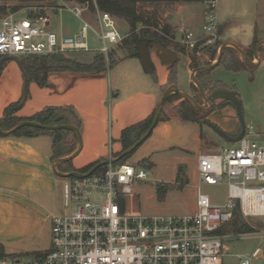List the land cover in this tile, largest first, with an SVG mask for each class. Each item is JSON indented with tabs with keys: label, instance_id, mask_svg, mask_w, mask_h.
Wrapping results in <instances>:
<instances>
[{
	"label": "built area",
	"instance_id": "2783aa9c",
	"mask_svg": "<svg viewBox=\"0 0 264 264\" xmlns=\"http://www.w3.org/2000/svg\"><path fill=\"white\" fill-rule=\"evenodd\" d=\"M52 0H40L49 3ZM83 25L74 36L52 29V12L47 5L22 19L9 13L0 19V56L67 54L97 52L110 59L111 47L123 42L116 16L102 10L95 1L68 4ZM205 22L200 30L185 26L166 32L161 21L153 28L188 49L215 44L220 37L219 0H203ZM55 12V13H56ZM91 15V19L89 18ZM90 31L102 42L98 48L88 43ZM200 53V50H198ZM248 129V128H247ZM253 134V133H252ZM149 171L119 160L89 176L73 177L66 184V198L75 210L52 219L51 248L32 260L17 259L14 264H223L234 236L224 229L239 209L245 221L264 232L254 217L264 218V145L243 136L221 152H203L198 156V197L196 210L185 215H129L123 209V197L132 194L138 179H147ZM228 187L224 203L214 204L202 192V185ZM262 248L252 255H239V264H253ZM0 264H8L1 259Z\"/></svg>",
	"mask_w": 264,
	"mask_h": 264
},
{
	"label": "crops",
	"instance_id": "0c3cea01",
	"mask_svg": "<svg viewBox=\"0 0 264 264\" xmlns=\"http://www.w3.org/2000/svg\"><path fill=\"white\" fill-rule=\"evenodd\" d=\"M188 2H156L152 6L148 5V8L157 7L163 11L166 22L174 28L185 26L199 30L205 22L206 5H203V11H200L198 16L197 12L187 7ZM194 2L205 4L200 0ZM185 8H190L191 12L182 18L183 24L170 21L173 15L172 9L182 11ZM219 15L221 36L225 43L231 42L248 48L258 42L260 47L264 46V0H219ZM238 40L241 42L239 43ZM157 43L163 44L170 52L164 51ZM227 47L234 46L229 45ZM259 52L260 48L258 51L255 49L254 53L248 52L252 63L246 60L249 64L244 65L246 67L254 66L255 68L261 65L264 49ZM149 53L151 58L150 71L145 69L139 53L135 56L127 54L129 57L140 59L145 73H150L155 81L153 92L156 90L160 92L159 95L152 93L154 96L160 97L157 100V105L154 101L150 106L139 109V113L133 111L124 113L122 111L123 106L120 104L121 101H118L119 104H117L116 97L121 92L112 95L109 90L107 73L109 66L100 73L51 71L47 75L45 85H40L36 81H29L28 88L32 83L40 86L39 88L34 87V95L37 94L38 97L36 101L27 98L22 103L25 77L22 69L15 67L17 63L14 60L6 61L4 65L9 72L6 79L8 93H10L11 98H6L7 100L4 102L2 95H0V113L3 116L6 107L17 101H21L22 104V107L16 113L20 117H30L47 106L72 105L81 120L79 129L82 134L83 147L74 158L59 163L57 166L58 171L63 173L78 171L91 163H99L115 158V154L123 149L121 142L123 130L147 119L154 113L164 92L169 87L175 86L182 89L180 88L177 65L180 60L182 61L183 56L187 57L184 69L193 79L192 75L195 68L191 65L190 57L171 45H165L150 39ZM191 79L189 80V86H191ZM80 98L83 100L81 101ZM109 98L110 101L111 98H114L116 103L115 120L112 126L109 125L107 116H100L98 107V103L105 104ZM43 100V104L36 105V102ZM80 108L85 111L87 119L82 113L80 114ZM221 109V107H217L211 111L213 114L208 115V119L220 125L229 134L237 135L241 124H230L226 118H218L216 114ZM223 109L238 121L239 116L236 107L230 105L224 106ZM2 116L0 115V117ZM179 120L185 124L188 122L193 124L192 127L195 129H200L204 125V123L186 120L180 116L159 121L152 133L155 132L157 137H163L162 133L165 131L166 133L170 132L175 128V122H180ZM197 135L194 138L196 141L194 140V143L187 150L201 149L203 152H207L210 149V143L203 139L202 134ZM157 137H151L149 146L156 143ZM69 139L72 141L77 140L75 148L77 150L79 147L77 134L75 132L70 133ZM53 140L52 130L38 132L31 136H0V248L7 253L8 251H16L32 257L36 252L46 250L52 241L53 217L71 212L66 207L69 203L67 201L66 203L65 200L66 184L73 177H62L54 170L55 161L59 157H54ZM83 150L87 151L85 157L79 163H75L76 158L80 156ZM73 152L61 157L69 156ZM196 161L198 164V157Z\"/></svg>",
	"mask_w": 264,
	"mask_h": 264
},
{
	"label": "rangeland",
	"instance_id": "374dc122",
	"mask_svg": "<svg viewBox=\"0 0 264 264\" xmlns=\"http://www.w3.org/2000/svg\"><path fill=\"white\" fill-rule=\"evenodd\" d=\"M62 2L63 1L61 0H52L49 3L44 4L41 3L40 0L30 2L21 0H0V5L5 8V12L2 16H0V19L12 12L17 13L18 18L22 19L26 14L32 13L33 11H42L41 7L43 5H47L49 6L47 11L52 12V29L56 31L63 30L65 35L74 36L81 29L83 22L72 12H70V10L67 8L68 6L64 7L62 10L59 9L56 12L54 7L58 8L60 5H64ZM65 2L68 4H83L68 0H65ZM148 3L146 2L139 4V10L144 16V19L154 22V25L161 21L173 31L174 27L170 26L166 22V19L164 18V12L157 7L148 8V5H153V3ZM188 3L189 4L187 7H190L194 10V12H197L198 16V13L203 11V5H205L203 3H197L194 1ZM190 8H185V10L182 11L172 9L173 15L170 18V21L177 24H183L182 18L191 12ZM89 18H92L91 15H89ZM116 23L119 32L127 38L130 34L129 23L118 17H116ZM223 23L224 21L222 24ZM144 27H146L145 29L156 31V29L153 28L155 26H145L142 23L139 24L138 31ZM160 35L163 34L160 33ZM146 37L150 38V33H148ZM168 39L171 42V46L176 48L181 53L189 56L191 62L192 57H199L210 61L209 64L216 62L220 53V47L225 43L220 31V37L216 41V43L220 45L218 46V52H216V56L213 59L208 55L206 50H203L204 46L199 49L191 50L185 47L183 44L172 40L171 38ZM87 40L89 46L92 48H98L102 45V42L93 31H90ZM238 42L240 43L241 41L238 40ZM121 44L113 45L111 47L110 59L108 62L112 60V63L108 65L109 68L107 70L109 80L108 86L110 87L109 90L112 95L113 93L117 94L121 92V94L116 97V100L117 104H119L118 101H121L120 104L123 106L122 111L124 113H129L131 111L134 113H139V109L150 106L154 101L157 105V100L160 98L157 97V95H159L160 92L159 90L153 92V90H155V81L153 80L152 75L150 73H145L140 59L137 57H129V55H127L128 52L123 47H121ZM176 44H179L180 48L176 47ZM257 45L258 42L249 46L248 48L241 45L238 46L242 47L248 54V52L254 53ZM262 49H264V46L260 47V52H262ZM198 50H200V53H198ZM96 54L98 53L92 51L69 52L65 54V56L82 62H90ZM16 57L20 59V61L23 58V56L20 55ZM223 57L227 59V61L235 57L237 60L239 59L241 65L249 64L245 57L241 55V53H239L235 47H227L224 51ZM186 60L187 57L183 56L182 61L180 60L177 65V70L179 71L180 88H182L180 90L191 94L200 104H204L205 100L199 89V86L193 79H191V77L187 74V71L184 69ZM9 61L11 60H8V62ZM15 67L18 69L21 68L18 63ZM8 73V69H6L4 66L0 77V95H2L1 97L4 102H6V98H11L7 88L8 82L6 75ZM198 74L199 72L195 74L196 78L204 87L205 94L212 103L211 108L199 109L190 100L185 102L183 97H176L174 95L166 100L161 114H163L167 119L177 118L183 115V111L189 110V115L203 120V130L201 127L200 129H195L192 127L193 124H190L189 122L185 124L179 120L180 122H175V128H173L170 132L166 133L165 131L162 133L163 137H157L155 136V132L152 133L147 139L148 141H144V144L142 143L136 149V151L128 159H126V161L134 164L137 168H145L149 171L147 179H138L136 181L135 190L132 194L124 195L122 206L126 214L147 216L185 215L194 211L197 205L198 197V164L196 160L203 150L199 149L190 151L187 150V148H189V146L194 143L196 134H198L197 136L202 134L203 139L210 143V149L208 152L219 153L223 148L236 144L227 141L224 137L220 136L217 131L210 127L208 123H206L210 121V119H208V115L213 114L211 111L215 110L217 107L222 108L220 112L216 114L218 118H226L227 122L230 124H241L239 118L237 121L236 118L231 117V115L227 114L226 110L223 109L224 106H234V104L226 99H214L212 94L215 91L220 89H228L239 92V97L242 102L244 117L248 128L247 133H250L251 138L259 140L262 144L264 143V56L262 57L261 65L258 67L255 68L254 66H245V68L241 71L230 70L226 67L225 63H220L217 67L209 70L202 76L201 80L203 81V84L200 82ZM190 79L191 86H189ZM34 87L39 88L40 86H38L36 83H32L29 86V93L27 97L28 100L32 101L35 99L36 101L38 97L37 94L34 95ZM152 93L157 95L154 96ZM125 98L128 100H123ZM82 100L83 99H81V101ZM43 103L44 100L38 101L36 102V105L40 106ZM115 105L116 103L114 98H111V101L109 98L105 104L98 103L100 116H107L110 126L113 125L115 120ZM79 112L80 114L82 113L87 119L86 113L83 111V109L80 108ZM0 115L2 116V113H0ZM240 131L241 126L239 132ZM151 137H157V141L155 144H151V146H149V143L152 139ZM86 153L87 151L83 150L80 156L76 158L75 163H79L81 159L85 157ZM202 192L209 196L212 203L221 204L224 203L227 198L228 187L226 184H204L202 185ZM66 201L69 203L66 205L68 210H75V204L70 203L71 201H69L67 198L65 202ZM254 219L260 222V226L264 225L263 217H254ZM237 221L240 226L243 225L247 228H245L242 232H237L236 225L234 224ZM224 232L228 235L234 236V240L230 244L229 250L227 251L228 254L224 257L223 264H239V255H252L256 247L262 248V254L259 257L252 258L253 264H264V232H262L261 229L253 227L251 223L245 221L243 215H237L236 213L233 223L229 224L224 229ZM50 248L51 244L46 248V250L38 251L35 255L41 256ZM4 252L6 254L4 259L7 260L8 264H14L15 261L20 258L23 261L32 260L31 255L17 253L16 251H8V253L6 251Z\"/></svg>",
	"mask_w": 264,
	"mask_h": 264
},
{
	"label": "trees",
	"instance_id": "16d2710c",
	"mask_svg": "<svg viewBox=\"0 0 264 264\" xmlns=\"http://www.w3.org/2000/svg\"><path fill=\"white\" fill-rule=\"evenodd\" d=\"M25 2L35 1V0H21ZM68 1H76L79 3L89 2L91 9H95V1L98 6L105 11H109L114 16L124 19L129 23L130 26V34L128 37L123 40L121 47H123L128 54L137 55L138 54V45L142 38L146 37L148 33H150V39L158 41L160 43H164L165 45H171L169 39L164 35H160L156 31H151L150 29L142 28L138 31L139 24L142 23L145 26H156L154 22L145 20L144 16L139 10L140 3H156V2H180V1H197V0H68ZM5 12V8L0 5V16H2ZM153 24V25H152ZM166 32H170V28L166 25ZM220 44H211L204 46L203 50H206L208 55L213 59L216 56V52H218V46ZM176 47H179V44H176ZM2 56H0L1 60ZM210 61L207 59L192 57L191 65L193 68H199L201 66L208 65ZM22 66L26 70L30 81H36L40 85H45L47 82V75L51 71H74V72H92V73H100L105 71L108 68V65L112 63L107 62L105 56L101 53H98L94 56L91 62H82L76 59H72L66 57L63 54H32L23 56L21 60ZM221 63H225L226 67L230 70L241 71L244 69V65H241L239 59L237 60L235 57L229 59H225L222 57ZM6 62L4 63V65ZM3 65V67H4ZM207 71H199L198 77L200 78V82L202 76L208 72ZM179 97L178 94H171L168 96ZM181 97V96H180ZM167 98V99H168ZM185 102L188 99L183 98ZM22 107L21 101H17L11 103L6 107L4 114L0 117V126L4 129H11L16 126L18 123L24 120H33L47 125H62V124H73L78 128L81 127V120L78 117L75 108L72 105H61V106H47L44 109L38 111L34 115L30 117H20L17 116L16 113ZM190 111L186 110L182 112V118L186 120H192L196 122H200L203 120L198 119L196 117H192L189 115ZM155 111L152 113L147 119L137 122L131 126L126 127L122 132L121 142L123 149L120 152L115 154L116 157L120 156L125 150L135 144L149 129L152 120L154 118ZM167 118L161 114L159 121L166 120ZM207 123V122H206ZM47 131L46 129H41L35 126L26 125L19 129L17 132L13 133L12 136L22 137V136H31L38 132ZM54 140H53V149H54V157H61L66 154H70L73 152L77 145V140L74 141L69 139L70 133H74V131L70 129H57L52 130ZM0 136H5L0 133ZM136 151V150H135ZM135 151L131 154L124 157L123 160L128 159ZM96 163H91L78 171L86 173L95 166ZM107 165L100 167L98 170H105ZM237 215H239V209L236 210ZM236 225L237 232H242L245 226H240L238 221L234 223ZM1 247V246H0ZM2 249V248H1ZM6 256L4 250L2 249V258L4 259Z\"/></svg>",
	"mask_w": 264,
	"mask_h": 264
},
{
	"label": "water",
	"instance_id": "95a60500",
	"mask_svg": "<svg viewBox=\"0 0 264 264\" xmlns=\"http://www.w3.org/2000/svg\"><path fill=\"white\" fill-rule=\"evenodd\" d=\"M149 42H150V38L144 37L140 40L139 45H138V53L140 55V58L144 64V67L147 71L151 70V58H150V53H149ZM157 45L162 48L164 51L166 52H170V50L168 48H166L163 44H159L157 43ZM234 46L236 49H238V51L246 58V60L250 63H252L251 58L247 55V53L244 51V49H242L241 47H239L237 44L235 43H231V42H226L224 43L221 47H220V53L219 56L216 60V62L209 64V65H205V66H201L197 69H195L192 78L195 81V83L199 86V89L204 97L205 100V104H200L197 99L195 97H193L191 94L184 92L182 90H180L178 87H169L163 94L160 103L155 111V115L154 118L152 120V123L149 127V129L146 131V133L135 143L133 144L131 147H129L127 150H125L120 156L115 157V158H110L104 161H100L99 163H97L95 166L92 167V169L86 173L80 172V171H71L68 173H63L58 171L57 166L59 163L64 162V161H68L71 160L72 158H74L76 155L79 154V152L81 151L82 147H83V141H82V134L80 129L73 125V124H62V125H47V124H43L37 121H33V120H24L20 123H18L16 126H14L11 129H4L0 126V133L2 135L5 136H9L12 135L13 133L17 132L19 129H21L22 127L26 126V125H31V126H35L41 129H46V130H57V129H70L72 131H74L79 139V147L77 148V150H75L71 155L69 156H65V157H59L56 159L55 161V165H54V170L56 171V173H58L60 176L62 177H66V178H70V177H85V176H89L92 173H94L95 171H97L100 167L104 166V165H108L110 163H114L117 162L121 159H123L124 157H126L127 155L131 154L133 151H135L142 143H144V141H146L149 136L152 134L154 128L156 127V125L159 122L164 104L168 98L169 95L171 94H178L183 98H186L188 100H190L196 107H198L199 109H208L209 106L212 105L211 101L207 98L206 94H205V89L204 87L199 83L198 79L196 78V72L197 71H206V70H212L215 67H217L222 59V56L224 54L225 48L226 46ZM260 48V43H258L256 50L258 51ZM8 60H14L16 61L23 73H24V77H25V84H24V91H23V101L22 103H24L28 97V85H29V77L28 74L26 72V70L24 69V67L22 66V63L20 61V59H18L17 57H13V56H4L1 58L0 60V74L1 71L3 69V65L6 61ZM239 92L236 90H228V89H220L215 91L212 94V97L214 99H228L230 101L233 102V104L235 105L237 112H238V116L240 119V123H241V131L237 134V135H231L229 134L226 130H224L223 128H221L218 124H216L213 121H209L208 125L210 127H212L215 131L218 132V134L222 137H224L227 141L232 142V143H236L239 140H241L243 138V136L246 134L247 131V125H246V121H245V117H244V112H243V107H242V102L241 99L239 97ZM2 259V250L0 248V260Z\"/></svg>",
	"mask_w": 264,
	"mask_h": 264
},
{
	"label": "flooded vegetation",
	"instance_id": "af4514ba",
	"mask_svg": "<svg viewBox=\"0 0 264 264\" xmlns=\"http://www.w3.org/2000/svg\"><path fill=\"white\" fill-rule=\"evenodd\" d=\"M222 57H223V56H222ZM220 63H221V62H220ZM226 100H228V99H226ZM228 101H230V100H228ZM231 102H232V101H231ZM232 103H233V102H232ZM234 106H235V105H234ZM208 122H209V121H208ZM208 122H207V123H208Z\"/></svg>",
	"mask_w": 264,
	"mask_h": 264
}]
</instances>
